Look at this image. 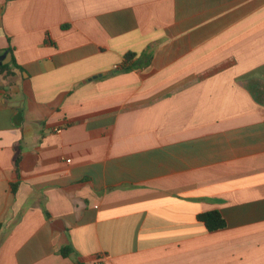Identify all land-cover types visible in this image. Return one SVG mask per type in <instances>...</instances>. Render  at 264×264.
Instances as JSON below:
<instances>
[{"label":"crops","instance_id":"1","mask_svg":"<svg viewBox=\"0 0 264 264\" xmlns=\"http://www.w3.org/2000/svg\"><path fill=\"white\" fill-rule=\"evenodd\" d=\"M4 53L0 264H264V0H0Z\"/></svg>","mask_w":264,"mask_h":264},{"label":"trees","instance_id":"2","mask_svg":"<svg viewBox=\"0 0 264 264\" xmlns=\"http://www.w3.org/2000/svg\"><path fill=\"white\" fill-rule=\"evenodd\" d=\"M133 57H134L133 54H127L125 56L126 65H124V67H123L124 70L129 68V65H127V64L132 61ZM197 218L200 222L204 223V225L206 226L208 231H216L219 229H223L227 226L226 219L217 210H213V211H209V212H205V213H200L197 216ZM71 251H72V248L67 247V248H64L62 250V253H63V255L68 256L71 253Z\"/></svg>","mask_w":264,"mask_h":264},{"label":"water","instance_id":"3","mask_svg":"<svg viewBox=\"0 0 264 264\" xmlns=\"http://www.w3.org/2000/svg\"><path fill=\"white\" fill-rule=\"evenodd\" d=\"M7 55H8V53H4V54H2V55L0 56V65L3 64L2 61L7 57Z\"/></svg>","mask_w":264,"mask_h":264},{"label":"built area","instance_id":"4","mask_svg":"<svg viewBox=\"0 0 264 264\" xmlns=\"http://www.w3.org/2000/svg\"><path fill=\"white\" fill-rule=\"evenodd\" d=\"M56 131H57V132H61L62 130H61V129H57ZM68 161H70V160H68Z\"/></svg>","mask_w":264,"mask_h":264}]
</instances>
